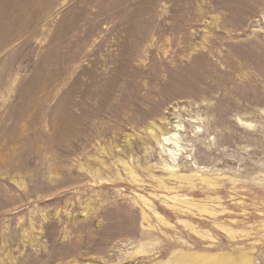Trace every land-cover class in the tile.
<instances>
[{"label":"rangeland","instance_id":"obj_1","mask_svg":"<svg viewBox=\"0 0 264 264\" xmlns=\"http://www.w3.org/2000/svg\"><path fill=\"white\" fill-rule=\"evenodd\" d=\"M0 264H264V0H0Z\"/></svg>","mask_w":264,"mask_h":264}]
</instances>
